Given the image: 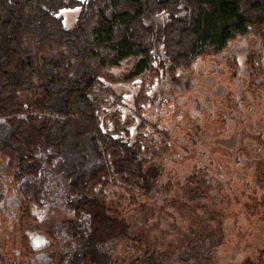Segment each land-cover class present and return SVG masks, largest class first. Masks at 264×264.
<instances>
[{"label":"trees","instance_id":"trees-1","mask_svg":"<svg viewBox=\"0 0 264 264\" xmlns=\"http://www.w3.org/2000/svg\"><path fill=\"white\" fill-rule=\"evenodd\" d=\"M75 7L77 20L66 26L61 10ZM246 33L264 52V0H0V163L18 184L22 217L43 198L41 179L64 182L72 212L65 223L76 240L64 253L67 264H162L110 188H120L136 208L152 196L170 133L162 120L146 126L142 116L162 108L167 77L206 53L197 52L199 44L222 47ZM126 61L137 74L132 107L110 110L104 79L119 81ZM243 150L239 142L231 148L236 161ZM200 172L194 167L188 176ZM241 179L238 206L251 207L260 190L255 201L262 205L251 214L262 215L264 175ZM208 185L201 175V189L192 186L189 195L203 196ZM204 222L202 254L217 264L221 220ZM117 242L135 246V257H114ZM253 251L237 264H264V244ZM0 264L14 263L0 251Z\"/></svg>","mask_w":264,"mask_h":264},{"label":"rangeland","instance_id":"rangeland-1","mask_svg":"<svg viewBox=\"0 0 264 264\" xmlns=\"http://www.w3.org/2000/svg\"><path fill=\"white\" fill-rule=\"evenodd\" d=\"M78 11L79 7L61 10L66 26L76 22ZM259 43L246 33L222 47L216 42L199 44L197 52L206 53L196 54L189 66L167 77L160 85L166 96L162 108L142 116L146 126L162 120L160 127L170 133L171 150L152 196L136 208L120 188H110L111 195L127 206L135 231L146 233V244L161 255L162 264H210L201 250L204 221L221 220V243L214 252L217 264H237L264 244V213L251 214L262 205L255 201L261 200V191L249 208L236 201L241 178L264 175V52ZM254 51H259L255 57ZM131 64L123 63L119 81L104 79L110 110L119 103L127 110L132 107L137 74ZM238 142L244 150L236 161L231 148ZM194 167H201L199 176H188ZM201 175L209 183L207 191L189 195L190 187L201 189ZM41 180L45 184L40 204H29V213L22 217L18 184L0 163V251L14 264H67L64 253L76 243L65 223L72 212L64 203V182L56 176ZM216 208L219 211L210 216ZM133 247L117 242L113 255L127 261L136 255Z\"/></svg>","mask_w":264,"mask_h":264}]
</instances>
